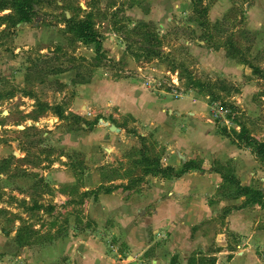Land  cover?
I'll list each match as a JSON object with an SVG mask.
<instances>
[{
    "label": "rangeland",
    "instance_id": "374dc122",
    "mask_svg": "<svg viewBox=\"0 0 264 264\" xmlns=\"http://www.w3.org/2000/svg\"><path fill=\"white\" fill-rule=\"evenodd\" d=\"M192 3L193 0H34L29 22L0 23V226H6V230L22 227L25 236L27 231L32 232L27 243L35 245V249L57 238L85 234L102 241L108 254L116 256L122 252L120 237L108 225L111 220L95 222L87 215V203L95 205L98 194L106 193L109 187L101 184L92 192L53 204V200L42 196L47 186L39 168L59 160L61 155L65 162L73 159L82 162L81 153L63 151L49 136L59 126L58 122L66 130L72 128L70 123L55 120L58 111L67 119L87 113L86 116L93 117L90 121L105 119L126 132L146 133V127L131 129L129 118L118 117L111 105L113 96L129 89L126 85L136 84L139 95L181 99L186 104L192 101L209 120L214 101L199 88H189V83L200 80L214 84L212 92L221 97L219 101L235 106L237 114L228 123L224 116L213 119L212 125L220 136L251 151L260 168L259 172L255 167L258 177L253 185L264 188L259 179L264 178V163L256 159L253 143H264V79L227 54L231 44L264 74V0H198L196 11ZM201 9L207 13L205 27H201L203 18L197 13ZM10 13V8H5L0 17ZM64 18L91 19L101 38V59L95 57L96 45L76 38ZM142 47L160 50L161 58L150 61L138 57ZM81 57L86 61H80ZM59 69L63 72L56 74ZM173 70L180 74L184 89L181 98L173 97L164 84L160 91L145 87L144 76L162 78L166 71ZM76 73L84 79L90 77L88 84L92 86L74 83L72 77ZM222 85L227 92L220 90ZM240 125L246 134H242ZM137 138L139 149L125 151L113 168L103 167L112 178L126 173L129 187L143 182L146 176L161 175L140 161L148 157L160 163L162 150L151 145L149 151L145 144L147 137L137 135ZM137 155L140 158L133 159ZM137 168L138 178L134 175ZM73 189L77 190L76 185ZM233 190L227 184L219 189V195L231 197ZM225 215L221 211L199 226L223 225ZM262 225L260 222L259 226ZM211 230L207 227V231ZM158 246L156 242L143 255H135L139 262L136 263L153 264L160 257L158 264H180V254L172 251L170 245L160 256L155 254ZM125 254L123 258L129 253ZM192 255L189 264L210 259L201 252ZM67 264H75V260Z\"/></svg>",
    "mask_w": 264,
    "mask_h": 264
},
{
    "label": "crops",
    "instance_id": "0c3cea01",
    "mask_svg": "<svg viewBox=\"0 0 264 264\" xmlns=\"http://www.w3.org/2000/svg\"><path fill=\"white\" fill-rule=\"evenodd\" d=\"M126 86L129 89L113 96L111 105L118 117L129 118L131 129L146 127L149 134L126 132L105 119L90 121L93 117L86 116L87 113L68 117L67 120L72 119L70 122L56 116V121L70 123L72 128L66 130L58 122L59 126L49 136L63 151L81 153L82 162L74 159L65 162L61 155L59 160L39 168L47 186L42 196L53 200V204L92 192L101 184L109 187L106 193L98 194L95 205L87 203V215L95 222L111 220L108 225L120 237L122 252L116 256L108 254L102 241L85 234L57 238L37 249L33 248L35 245L19 246L15 240L17 228L6 230V226H0V264H67L71 260L75 264H138L135 255H143L156 242L160 244L155 250L157 256L170 245L172 251L180 254V264L188 263L193 252L210 258L203 260L206 264H264V208L259 205L240 208L244 197L219 195L224 183L214 171L223 166L242 187L259 189L264 194V188L253 185L259 164L251 151L220 136L212 125L213 118L209 121L201 114L196 103L139 95L136 84ZM74 118L79 121L76 123ZM111 126L118 130L111 132ZM137 135L147 137L145 144L149 151L151 145L162 150L159 156L162 168L171 167L177 172L184 163L193 162L199 169H191L179 178L149 175L139 182L140 186H126L129 179L126 173L112 178L103 167L111 169L125 151L139 149ZM138 158L139 155L133 159ZM139 173L137 168L134 175ZM259 179L264 182V178ZM75 185L77 190L73 189ZM221 211L226 212L223 225L199 226ZM207 227L213 230L207 231ZM126 252L129 254L123 258ZM157 258L153 264L159 263L160 257Z\"/></svg>",
    "mask_w": 264,
    "mask_h": 264
},
{
    "label": "trees",
    "instance_id": "16d2710c",
    "mask_svg": "<svg viewBox=\"0 0 264 264\" xmlns=\"http://www.w3.org/2000/svg\"><path fill=\"white\" fill-rule=\"evenodd\" d=\"M197 1L198 0H193V3H192L193 8H195V11L197 9V4H196ZM5 8H10L11 13L6 16H1L0 23L8 22L14 25V24H19L23 22H29L30 15L34 13V0H0V11H3ZM197 11L200 17L203 18L201 27L203 26L205 27V22H206L205 17L207 16V13L203 9L197 10ZM64 23L68 27V30L71 33H73L74 36H76V38L84 41L87 44H95L96 45L95 50H94L95 57L96 59L102 58V56L100 55L101 50L103 49L101 38L99 34L93 29V23L90 18H85L83 20H78V21H75V19L73 18H70V19L64 18ZM128 51H130V48L127 47L126 52ZM141 51H142L141 55L139 54L138 57H142L150 61L153 59L155 60V59L161 58V55H162V52L160 50H157L154 48L142 47ZM239 53L240 52H238L231 44H229V48L227 49V54L229 55V57L237 58V61L239 63L251 68L253 71V74L258 75L260 78L264 79V74L258 68L253 67L246 60V58L242 57ZM129 55L133 56V53L130 52ZM79 60L83 62L86 61V59L83 57L79 58ZM56 71H57L56 74L63 72V70L61 69L56 70ZM72 81L77 84H88L90 82V77L87 79H84L80 76L79 73H76ZM189 84H190L189 88H193V86L196 88H199L201 92L205 93L207 96L212 98V100L214 101L213 103H218L219 107L223 109H228L231 113H235V116H236L237 108L231 104L225 103L224 101H219L221 97L218 94H215L214 92H212V89L214 88L213 87L214 84H211L208 81L201 82L200 80H192V82ZM220 90L227 92L226 87H224L223 85L220 88ZM215 100H217V102ZM56 116L61 120L67 119L64 117V113H62L61 111H58L56 113ZM71 117H74V116L71 115ZM74 119L76 123L79 121L78 118H74ZM232 120H235V117H233ZM240 129H241L242 134H246V129L244 128V126L240 125ZM253 143L256 146L255 151H254L256 159L259 162L262 161L264 163V143H258V142H253ZM140 164L145 167H151L152 171L155 174H161L166 177H174V178L181 177L183 174H185L191 169H199V167L195 166L193 162H186L182 165L180 171L176 172L171 167L162 168L158 159L156 160V159H151L148 157H143L142 160L140 161ZM214 171H216L218 174L221 175L222 181L224 183L223 186L228 184L234 187L233 194L231 197H234V198L244 197L245 198L240 208L246 205H259L260 207L264 208V194L262 191H260L259 189H255V188L242 187L240 185V182L232 174H230L229 171L225 169V167L223 166H219L217 167V169L215 168ZM24 230H25L24 228L20 227L16 231L15 240L19 246L29 245L27 242H29L32 232L27 231L26 232L27 236H25ZM199 263L206 264L203 260H200Z\"/></svg>",
    "mask_w": 264,
    "mask_h": 264
},
{
    "label": "built area",
    "instance_id": "2783aa9c",
    "mask_svg": "<svg viewBox=\"0 0 264 264\" xmlns=\"http://www.w3.org/2000/svg\"><path fill=\"white\" fill-rule=\"evenodd\" d=\"M144 80L145 86L150 91H160V86L164 84L169 88V92L173 97L181 98L183 96L184 89L181 88L183 86L181 84L180 74L175 70L166 71L162 78L152 75L144 76ZM211 111V116L214 120H218L224 116L226 117L225 122L228 123L235 117V113H231L228 109L219 107L218 103H213V105H211Z\"/></svg>",
    "mask_w": 264,
    "mask_h": 264
},
{
    "label": "water",
    "instance_id": "95a60500",
    "mask_svg": "<svg viewBox=\"0 0 264 264\" xmlns=\"http://www.w3.org/2000/svg\"><path fill=\"white\" fill-rule=\"evenodd\" d=\"M111 131H115V130H118L115 126H111L110 128Z\"/></svg>",
    "mask_w": 264,
    "mask_h": 264
}]
</instances>
